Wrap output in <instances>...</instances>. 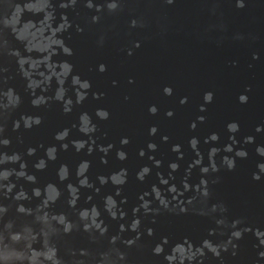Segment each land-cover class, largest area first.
<instances>
[{
  "label": "water",
  "instance_id": "obj_1",
  "mask_svg": "<svg viewBox=\"0 0 264 264\" xmlns=\"http://www.w3.org/2000/svg\"><path fill=\"white\" fill-rule=\"evenodd\" d=\"M93 2L103 4L104 0ZM53 3L56 5V20L49 27L48 21L43 18L46 0H31L30 7L39 14L25 13L23 19H42V22L26 23L19 30L20 37L27 44V51L23 43L15 40L11 32L0 25V43L6 38L9 47L20 49L32 70L38 72L39 79L34 84L52 77L50 87L47 90L37 88V93L43 91L47 96L54 95L59 86L55 75L61 71L55 61L68 60L73 65L72 73L64 84L68 89L67 96L73 100L71 111L65 112L63 102L56 100L34 107L31 104L32 95L25 90L26 80L18 71L17 58L0 48V86H11L22 97V103L11 114L5 131L0 134V139L8 137L11 143L7 147L0 145V152L21 153L27 162V171L37 177V184L33 185L13 176L17 185L13 192L23 185L31 195L33 187L43 189L48 182H54L63 194L58 200L57 188L49 186L44 203L56 201L54 212L64 211L75 219L74 210L67 205L66 185L69 182L78 184L77 165L82 160L91 162L85 175L93 184L91 188L80 189L77 207L89 209L95 203L102 212L103 197L109 193L115 195L116 186L111 182L102 185L97 177L126 168L127 182L120 186L122 191L116 199L120 201L121 196L127 197L123 204L127 217L110 219L104 213L109 235H112L119 231L120 223L126 224L131 220L133 207L141 203V193L149 192L146 198L153 201V207L158 206L150 191L153 184L161 189H167L172 183L182 187L185 178L192 185L199 184L200 168L213 162L209 159V152L216 147L219 151L214 155V162L219 168L206 174L210 195L204 198L194 190L183 192L174 203L182 202L189 210L180 214L162 210L156 215L155 222L151 215L144 216L141 211V231L144 232L139 241L141 247L126 248L123 243L119 246L128 253L129 264H165L163 255L156 256L152 252L161 237H169L170 243L165 245V251L184 237L194 245H199L206 237L214 241L226 240L232 230L231 221L240 219L242 223L238 227L250 230L235 241V255L230 246L222 251L221 257L207 253L201 264H264V257L259 255L264 251V245H260L254 235L257 228L264 231V173L260 174L259 180L253 179V173L259 171L258 163L264 162V156L256 151L258 146L264 147V0H243V7H237V0H173L172 3L167 0H121V10L110 14L105 9L95 23L91 21V16L96 12L85 7V0H78L74 8L66 9L59 7V0H53ZM3 6L4 0H0V12ZM62 13H66L72 22V26L62 33L73 50L71 56L62 53L50 55L57 43L56 26ZM134 18L139 21L135 27L131 26ZM77 26L82 30H78ZM135 42H139L138 47ZM101 64L106 66V70H99ZM74 74L91 83L87 97L81 103L75 102L76 95L71 84ZM4 76L9 77L7 84L3 82ZM165 86L171 87V95L165 94ZM206 92L213 93L209 103L204 101ZM241 94L248 97L246 102L239 101ZM184 97L187 100L181 103ZM152 105L158 109L155 114L149 112ZM201 105H204L203 111ZM98 108L108 111L107 119L96 116ZM169 110L172 116L166 114ZM84 112L97 126L91 134L94 139L91 153L87 145L77 152L71 144L74 139L92 143L87 135L78 130L79 117ZM22 113L39 115L42 122L30 129L24 128L21 123L19 129H14L13 121L19 119ZM200 116L205 119L200 121ZM86 120L87 117L81 122L83 127L87 126ZM233 121L239 124L235 133L227 128L228 123ZM193 122L195 128L191 127ZM152 126L157 128L155 134H150ZM64 128L70 129L67 139H54L55 133ZM212 133H217L219 139L206 142ZM165 136L167 140L163 139ZM247 136L254 137L253 142H245ZM124 137L129 140L126 145L121 144ZM192 137L199 141V155L190 147ZM149 142L157 145L155 151L148 149ZM62 143H68L67 150L60 148ZM108 144L113 147L106 154V162H102L101 157L105 153L98 146ZM175 144L181 145L182 158L172 151ZM228 144L233 145V151L224 150ZM50 145H56L58 149L55 160H47L45 156V149ZM29 147L36 148L34 155H27ZM241 148L247 151V157L235 156V151ZM119 149L127 153V159L117 158ZM141 149L145 152L143 156L139 155ZM224 156L235 158L232 170L222 163ZM41 157L47 160V166L37 170L33 165ZM149 157L160 160L161 165L155 166L154 160ZM197 158L202 160L201 165L194 164ZM171 161H178L179 168L169 177ZM61 164L69 166V177L63 182L57 176ZM144 165H148L151 172L140 181L136 173ZM3 167L19 168V164H0V168ZM64 174L61 170L60 175ZM161 176L169 180V185L161 183ZM113 179L118 181L120 177ZM164 195L170 197L167 191ZM193 195H196V200L189 203L188 198ZM89 196L91 200L86 201ZM41 199L33 198L23 203L35 208ZM0 203L10 205L6 214H0V229L5 221L12 219L17 228L22 224L24 235L31 238L32 217L19 215L15 210L16 202L11 197L5 199L0 195ZM214 204L225 206L227 211L221 212L219 208L212 211ZM219 218H224L227 225H218L216 221ZM39 219L46 229L51 230L52 221L48 217L41 215ZM55 219L62 217L56 216ZM148 227L154 229V235H147L145 230ZM209 229H216L215 234L209 236ZM123 236L132 237L135 233L126 231ZM108 246L106 238L91 242L87 234L81 232H74L59 242L61 255H65L67 247L102 250ZM0 264H5L3 259H0Z\"/></svg>",
  "mask_w": 264,
  "mask_h": 264
},
{
  "label": "clouds",
  "instance_id": "obj_2",
  "mask_svg": "<svg viewBox=\"0 0 264 264\" xmlns=\"http://www.w3.org/2000/svg\"><path fill=\"white\" fill-rule=\"evenodd\" d=\"M31 0H4V6L2 12H0V25L2 29H8L11 34L14 36L15 40L24 44V49L27 51V44L19 35V30L25 26L26 23H41L42 19L36 21L32 19L25 20L23 19L25 13H30L33 16L38 15L39 12L34 11L30 7ZM78 0H59V7L69 8L75 7ZM168 3H172L173 0H167ZM243 0H237V7H243ZM85 7L88 9H94L96 14L91 16V21L93 23L98 22L101 18V14L106 9L108 13L113 14L121 10L122 3L121 0H104L103 4L94 3L93 0H85ZM44 19L48 21L49 27L53 26L54 21L56 20V5L53 3V0H46L45 8L43 9ZM139 23L135 18L131 20V26L135 27ZM72 26V22L68 19L66 13L61 14V21L56 26L58 32L56 33L57 43L51 50L50 55H57L62 53L65 56H71L73 54L72 48L65 42L62 33L67 31ZM78 30L79 26H77ZM0 29V30H2ZM135 46H139V42H135ZM0 48L3 49L8 55L15 56L17 58L18 71L20 75L26 80L25 90L32 95L31 104L34 107H40L41 105H46L50 100H56L58 102H63V110L65 112L71 111V106L73 100L70 96H67L68 89L64 87L66 79L72 73L73 65L68 60H63L56 62L57 67L61 70L55 75L56 80L58 81L59 86L56 88L54 95L47 96L42 92L37 93V88H42L47 90L50 87V81L52 77H49L47 81L41 80L40 83L34 84V81L39 79L38 72L32 70L31 66L28 64L26 56L21 53L18 48L9 47V41L4 38L2 43H0ZM129 54H131V49H129ZM28 64L29 67H25ZM99 70H106V66L101 64L99 65ZM7 71V69H3ZM4 84H7L9 77H2ZM115 83V82H114ZM71 84L74 88L76 95V103H81L87 97V90L90 89L91 83L87 79H81L78 74L71 76ZM164 92L167 95H171L172 89L170 86H165ZM96 95V94H94ZM213 99V93L206 92L204 94V101L206 103L211 102ZM248 97L245 94L239 96L240 102H246ZM187 97L181 99V103H185ZM22 103L21 95L11 86L2 87L0 86V134H2L6 127L7 121L11 114L18 108ZM204 110V105H201V111ZM158 111L155 105L149 107V112L155 114ZM168 116H172L173 113L169 110L166 113ZM96 116L100 119H107L109 113L106 109L98 108L96 110ZM87 117L86 127L82 126V121ZM200 121H203L205 117H198ZM80 124L78 130L83 134L89 137V140L92 141L90 144L89 141L84 139H74L71 141V144L74 146L77 152L84 149L85 146H88V152L93 151L94 139L92 133L97 129L96 124L92 121L91 116L87 113H81ZM42 122V117L39 115H33L29 113H22L19 119L13 121V128L19 129L21 123L26 129L32 128L34 125H39ZM75 126V125H74ZM192 128H195V122L191 125ZM227 128L230 132L235 133L239 129V124L235 121L228 123ZM260 130V126L257 127V131ZM157 128L152 126L150 128V134H155ZM70 129L64 128L55 133L54 139L59 141H65L69 136ZM164 140H167L168 137H163ZM219 139L217 133H212L208 140L216 141ZM254 137L247 136L245 137V142H253ZM11 140L8 137L0 139V145L3 147L9 146ZM129 140L127 137L121 139V144H128ZM199 141L196 137H192L189 141L190 147L197 152L199 155V149L197 147ZM233 143L235 140L233 139ZM113 147L112 144L107 146L99 145L98 148L100 151L105 153L104 157H101L102 162H106V154ZM148 149L155 151L157 145L154 142H149L147 145ZM60 148L63 150L68 149V143H62ZM224 150L226 152L233 151V145L228 144L225 146ZM56 145H50L45 149V156L47 160H55L57 155ZM172 151L178 153V158H182L183 153L181 152V145L175 144L172 146ZM219 151L218 148L212 147L209 152V159L213 161L210 165H204L200 168L202 173L200 182L197 185H192L188 182L187 178L182 182V187H177L176 184L172 183L169 185V180L161 176V183L169 185L167 189H161L158 185L153 184L151 187V193L154 194V197L158 201V206L153 207V201L147 199L149 192L141 193L139 199L141 203L135 205L132 209V218L128 223H120L119 231L115 234L109 235V225L105 223L104 213H107L110 219H125L127 217L126 210L123 209V204L127 201V197L121 196L120 201H117L116 195H120L122 188L120 186L124 185L127 182V169L121 168L118 171L110 173L108 176L99 175L97 179L100 183L106 184L111 182L115 188V195L109 193L103 197V212L101 211L100 206L93 203L89 209L78 208L77 204L80 199V189L84 187L91 188L93 187L92 182L85 175L87 170L90 167V161L82 160L76 169V175L78 177V184H73L69 182L66 185V190L68 192L67 205L69 208L73 209L75 212V219H71L69 213L60 211L54 212L53 208L56 204V201H49L47 204L44 203L46 199L47 189L49 186H55L59 193L57 199L59 200L62 196V190L54 182H48L43 189L39 186H35L31 190V195L24 188L23 185L19 186V189L13 192L17 188L16 182L12 179L15 176L17 179H24L25 181L36 185L37 177L34 173H29L27 171V162L23 160L22 154L19 152H0V164H19V168L14 167H3L0 168V195L3 198L8 199L11 197L12 200L16 202V212L22 216H31V238L27 237L23 233V225L21 224L18 228L15 224V221L9 219L3 223V228L0 229V259H3L5 264H129L128 253L121 249L119 246L120 243H123L126 248L130 247H141L139 241L144 232L141 231V211L144 216L151 215L153 222H155L156 215H158L162 210L174 212L176 214L187 212L188 207L182 202H176V197L180 196L183 192L194 190L201 197L207 198L210 195L209 189L207 187L208 180L206 174L209 171H217L219 166L214 162V155ZM257 153L261 156H264V147L258 146L256 149ZM36 148L29 147L27 149V155H34ZM139 155H145L143 149L140 150ZM248 153L245 149H237L235 151V156L240 158L247 157ZM116 156L119 160L127 159V153L119 149L116 152ZM154 160V165L159 167L161 165L160 160H156L153 157H149ZM47 160L44 157L38 159V161L33 165L37 170H43L47 166ZM222 163L226 165L229 170H232L235 167V158L224 156L222 158ZM195 165H201L202 160L197 158L194 161ZM83 165V168L81 167ZM259 171L253 173V179L259 180L261 178L260 174L264 173V162L258 163L257 165ZM169 177L172 176V173L178 170L179 163L178 161H171L169 163ZM64 171V175H60V171ZM151 168L148 165H144L136 173L137 179L143 181L145 177L150 174ZM160 175V174H158ZM57 176L61 182L65 181L69 177V166L67 164H61ZM119 176L118 181L114 180L113 177ZM75 191H72V189ZM98 192L99 189H96ZM167 191L170 193V197L164 195V192ZM33 198H42L41 202L36 205L35 208L30 207L23 203V201H31ZM91 197H86V201H90ZM196 200V195L188 198V202L192 203ZM10 205L0 203V214H6L9 211ZM217 208L221 212L227 211L226 207L223 205H212V211H215ZM87 211L88 214L84 215L83 213ZM202 214L204 213L203 209L199 210ZM43 215L49 218L52 221L51 230L45 228L43 222L39 217ZM56 216L62 217L60 220H56ZM217 224L227 225V221L224 218L217 219ZM242 221L240 219H235L231 221L230 227L231 232L228 235L226 240L214 241L210 238H204L199 245H194L187 237H184L182 240H177L172 246L165 251V245L170 243L169 237H161V241L157 242L152 248V252L156 256L163 255L165 264H201L203 259L207 256V253H212L215 257H221L222 251H226L231 248L233 249L232 254L235 255V249L237 247L235 241L242 238L243 234L250 229L248 227L240 228ZM37 225L39 227H37ZM126 231H131L135 233V236L124 237L123 233ZM146 233L149 236L154 235V229L151 227L146 228ZM74 232L86 233L88 240L91 242H99L100 240L106 238L108 240V247L106 249H97L92 250L88 247H67L65 249V255L60 254L59 242L64 240L65 237L70 236ZM216 229H209V236L214 235ZM254 235L259 239L260 245H264V231L256 229ZM36 245H39L37 247ZM261 257H264V251L259 253ZM65 256L68 258L66 259Z\"/></svg>",
  "mask_w": 264,
  "mask_h": 264
}]
</instances>
